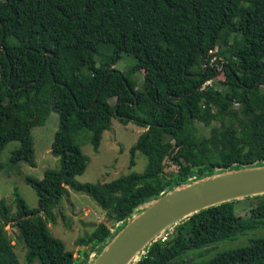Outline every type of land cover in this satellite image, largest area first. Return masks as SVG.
Masks as SVG:
<instances>
[{
  "label": "trees",
  "instance_id": "1",
  "mask_svg": "<svg viewBox=\"0 0 264 264\" xmlns=\"http://www.w3.org/2000/svg\"><path fill=\"white\" fill-rule=\"evenodd\" d=\"M0 43V155L18 142L10 162L34 167L31 129L51 111L59 117L50 146L59 168L25 179L37 207L15 194L12 214L0 199V264H20L4 230L10 223L27 264H90V251L97 255L161 195L264 164V0H0ZM123 55L135 59L125 73L114 69ZM219 69L224 80L207 83ZM140 71L142 90L130 80ZM112 119L145 129L129 149L130 167L136 152L146 157L144 171L77 182L87 165L78 135L90 133L96 151ZM167 160L175 172L166 174ZM68 191L87 195L120 224L112 232L99 223L79 238L77 245L89 247L81 260L48 229ZM252 200L245 216L235 215L236 200L182 219L132 264H186L189 250L203 257L214 244L264 232V194ZM199 264H264V235Z\"/></svg>",
  "mask_w": 264,
  "mask_h": 264
},
{
  "label": "rangeland",
  "instance_id": "2",
  "mask_svg": "<svg viewBox=\"0 0 264 264\" xmlns=\"http://www.w3.org/2000/svg\"><path fill=\"white\" fill-rule=\"evenodd\" d=\"M216 50H214L215 52ZM213 60V59H212ZM135 64V59L130 55H123L115 65L114 69L125 73ZM130 80L135 88L142 90L143 71L132 74ZM224 76L219 69L207 83L218 86ZM58 114L51 111L47 116L43 126L33 127L31 129V138L33 142L35 166L31 167L24 162L13 164L10 162L12 151L19 147L18 142H9L0 155V199H4L11 207L12 214L16 208L14 204L15 194L19 195L29 209L37 207V197L35 192L25 182L26 178L41 180L44 172L48 169L57 170L59 168V159L53 157L50 153V146L53 141L54 133L58 129ZM201 129V128H200ZM144 128L133 122L121 124L116 119L111 120V126L108 131L102 134L99 147L93 150L90 142V133L81 132L77 137V143L87 158V165L84 173L75 178L79 183H106L121 175H127L131 172L142 173L145 169L147 160L140 152L135 154V165H129V149L134 145ZM202 133L207 136L209 128H202ZM165 172L170 174L177 170V166L165 161ZM252 197L239 199L234 204V213L237 216H245L252 207ZM55 222L48 223V229L51 235L60 240L65 249L73 252L74 258L82 259V252H87L89 247L76 244L81 237L87 236L99 224L104 223L111 231L119 228L120 224L108 221L106 214L101 210L87 195L68 191V194L62 199L61 203L53 211ZM15 254L20 264H27L25 261V247L18 237L16 228L10 223L4 227ZM264 235L263 231H254L237 236L233 240H225L211 246L207 256L200 257L201 251L189 250L185 255L186 264H199L213 256L215 253L236 248L247 244V241L256 236ZM90 251V256L93 255ZM32 264H38L34 262Z\"/></svg>",
  "mask_w": 264,
  "mask_h": 264
},
{
  "label": "water",
  "instance_id": "3",
  "mask_svg": "<svg viewBox=\"0 0 264 264\" xmlns=\"http://www.w3.org/2000/svg\"><path fill=\"white\" fill-rule=\"evenodd\" d=\"M263 194L264 164L228 169L180 185L132 216L97 255L94 251L90 264H132L146 246L182 219L212 206Z\"/></svg>",
  "mask_w": 264,
  "mask_h": 264
},
{
  "label": "built area",
  "instance_id": "4",
  "mask_svg": "<svg viewBox=\"0 0 264 264\" xmlns=\"http://www.w3.org/2000/svg\"><path fill=\"white\" fill-rule=\"evenodd\" d=\"M166 239V237H163V240H165Z\"/></svg>",
  "mask_w": 264,
  "mask_h": 264
}]
</instances>
